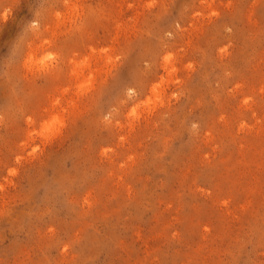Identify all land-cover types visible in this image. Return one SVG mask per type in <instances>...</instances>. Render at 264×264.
I'll return each mask as SVG.
<instances>
[{"label":"rangeland","instance_id":"obj_1","mask_svg":"<svg viewBox=\"0 0 264 264\" xmlns=\"http://www.w3.org/2000/svg\"><path fill=\"white\" fill-rule=\"evenodd\" d=\"M0 264H264V0H0Z\"/></svg>","mask_w":264,"mask_h":264}]
</instances>
